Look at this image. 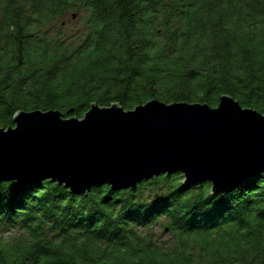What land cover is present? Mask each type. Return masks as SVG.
<instances>
[{
	"label": "trees",
	"instance_id": "obj_1",
	"mask_svg": "<svg viewBox=\"0 0 264 264\" xmlns=\"http://www.w3.org/2000/svg\"><path fill=\"white\" fill-rule=\"evenodd\" d=\"M69 12L79 36L52 38L44 28ZM222 95L264 114V0H0V127L19 112L83 119L94 104L214 108ZM182 181L84 196L4 181L0 264H264V172L226 194Z\"/></svg>",
	"mask_w": 264,
	"mask_h": 264
},
{
	"label": "water",
	"instance_id": "obj_2",
	"mask_svg": "<svg viewBox=\"0 0 264 264\" xmlns=\"http://www.w3.org/2000/svg\"><path fill=\"white\" fill-rule=\"evenodd\" d=\"M217 107L156 99L125 111L91 106L83 119L19 112L0 127V184L51 181L71 195L133 190L181 173L182 184L226 194L264 172V114L222 95Z\"/></svg>",
	"mask_w": 264,
	"mask_h": 264
},
{
	"label": "rangeland",
	"instance_id": "obj_3",
	"mask_svg": "<svg viewBox=\"0 0 264 264\" xmlns=\"http://www.w3.org/2000/svg\"><path fill=\"white\" fill-rule=\"evenodd\" d=\"M80 16L81 15L77 12H69L65 17L56 20L49 27L44 29L46 32L51 34L52 38H56L55 36L60 34L69 40H75L82 30ZM154 232H156L157 235L161 234V238L159 240L162 242L168 240L166 232H162L160 228L154 229ZM1 235L4 240L15 241L22 235V233L17 229L14 231L2 232Z\"/></svg>",
	"mask_w": 264,
	"mask_h": 264
}]
</instances>
